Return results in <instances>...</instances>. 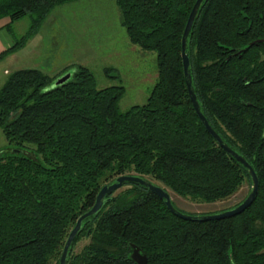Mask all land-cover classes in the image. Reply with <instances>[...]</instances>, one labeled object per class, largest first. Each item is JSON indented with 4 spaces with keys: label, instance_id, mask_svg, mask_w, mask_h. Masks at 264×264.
I'll return each instance as SVG.
<instances>
[{
    "label": "trees",
    "instance_id": "obj_1",
    "mask_svg": "<svg viewBox=\"0 0 264 264\" xmlns=\"http://www.w3.org/2000/svg\"><path fill=\"white\" fill-rule=\"evenodd\" d=\"M73 1L0 0L6 29L32 18L0 60ZM115 1L130 42L156 53L157 82L144 105L121 112L125 87L99 90L82 66L55 87L39 69L8 76L0 89V129L15 150L0 153V264H59L78 219L124 175L206 204L232 197L245 183L252 191L249 171L207 132L189 95L182 39L197 0ZM187 54L201 112L253 167L256 200L230 219L186 221L149 189L125 183L83 221L67 264H137L133 246L148 264H264V0H205ZM83 237L90 243L74 254Z\"/></svg>",
    "mask_w": 264,
    "mask_h": 264
},
{
    "label": "rangeland",
    "instance_id": "obj_2",
    "mask_svg": "<svg viewBox=\"0 0 264 264\" xmlns=\"http://www.w3.org/2000/svg\"><path fill=\"white\" fill-rule=\"evenodd\" d=\"M6 21L9 23L8 18ZM31 26L32 18L27 16L7 29L13 44L24 37ZM36 35L40 36L38 48L36 49L35 44L32 47L34 51L26 54L28 48L22 55L23 58L12 64L14 68L12 72L40 64V70L54 78L56 84L67 74H72L75 66L88 68L96 78L97 89L125 87V95L119 104L121 112H126L134 106L144 105L157 82L156 53L145 52L130 42L115 0H77L59 6L47 18ZM69 66H72L69 72L64 73V69ZM10 68L11 65L5 58L0 60V89L9 76L5 75V70ZM9 150H15V147L7 142L0 129V153L5 154ZM22 150L23 155L37 158L32 150L27 148ZM124 189H119L115 195ZM250 189L251 187L245 183L232 197L213 204L182 198L173 192L169 193L174 205L180 211L188 215L200 216L215 215L236 206L248 196ZM89 243L90 239L83 237L73 248V253L82 252ZM53 263L55 264L56 261L54 260Z\"/></svg>",
    "mask_w": 264,
    "mask_h": 264
},
{
    "label": "water",
    "instance_id": "obj_3",
    "mask_svg": "<svg viewBox=\"0 0 264 264\" xmlns=\"http://www.w3.org/2000/svg\"><path fill=\"white\" fill-rule=\"evenodd\" d=\"M205 0H197L190 15L188 18V22L184 31L183 39H182V60H183V67H184V74L186 77L187 81V88L189 91V95L193 104V107L200 119V121L203 123L205 129L207 132L213 137V139L218 143V145L225 150L229 155L233 156L239 163L243 164L244 167L249 171V174L252 179V191L248 195V197L236 208L227 210L225 212L215 214V215H205V216H192L188 214H184L181 211H179L175 206L173 205L172 198L170 194L163 189L162 187H159L158 185H155L151 183L150 181L138 177V176H133V175H124L119 177L115 183L109 185V186H104L101 191L99 192L96 203L93 206V208L84 214L82 217H80L76 223L75 228L71 231L67 242L65 244L63 253L61 255L59 264H67V259L69 256L70 248L75 241L76 237L80 233L82 229V224L85 219L88 217H91L93 215L98 214L104 207L105 202L109 201L107 197L114 192L118 191L123 187L125 183H132V184H138L141 185L147 189L157 197H159L161 200L165 201V205L167 208L171 211L172 214H174L176 217L186 220V221H201V222H209V221H220V220H225V219H230L233 217H236L242 213H244L248 208L252 206L254 201L256 200L258 190H259V179L257 174L255 173L253 167L248 163L247 160H245L242 156H240L238 153H236L233 149H231L227 144L224 143L220 135L215 131V129L209 124L207 118L203 115L201 112L200 105L197 101V96L195 94V91L193 90L192 87V79L190 75V59L187 54V40L188 36L193 28L194 22L196 20L197 14L199 12V9L202 5V3ZM68 80H70V74H67V76H64V78H61L57 83L53 85L59 86L64 83H66ZM132 259L135 263L137 264H148L147 257L145 255H142L140 250L136 247L133 246V254H132Z\"/></svg>",
    "mask_w": 264,
    "mask_h": 264
},
{
    "label": "crops",
    "instance_id": "obj_4",
    "mask_svg": "<svg viewBox=\"0 0 264 264\" xmlns=\"http://www.w3.org/2000/svg\"><path fill=\"white\" fill-rule=\"evenodd\" d=\"M8 24V21H6V19H3L0 21V54H2L3 52L11 49L14 44L11 38H9V33L7 32V29L5 28V26ZM39 35V34H38ZM36 35L33 39H31L28 44L19 52L17 53H13V54H8L7 56H5V59L7 60V62H9V64L11 65L10 70H5V75H10L11 73H13V69L12 68V64H14L15 61H20L23 58V54L26 52V50L29 48H32L35 44H36V49L38 48V44L40 42V36ZM33 44V45H32ZM26 52V54H29L30 52L34 51V48H32L31 51ZM29 52V53H28ZM28 56V55H26ZM24 56V57H26ZM29 69H39L40 70V64H33L32 68ZM23 70V69H20ZM18 71V70H17Z\"/></svg>",
    "mask_w": 264,
    "mask_h": 264
},
{
    "label": "bare ground",
    "instance_id": "obj_5",
    "mask_svg": "<svg viewBox=\"0 0 264 264\" xmlns=\"http://www.w3.org/2000/svg\"><path fill=\"white\" fill-rule=\"evenodd\" d=\"M250 193H251V192H250ZM169 194H170V193H169ZM170 196H171V195H170ZM247 197H248V196H247ZM179 211H180V210H179ZM182 213H183V212H182ZM184 214H185V213H184ZM218 214H219V213H218ZM200 216H205V215H200ZM75 226H76V225H75ZM74 228H75V227H74ZM74 228H73V229H74Z\"/></svg>",
    "mask_w": 264,
    "mask_h": 264
}]
</instances>
